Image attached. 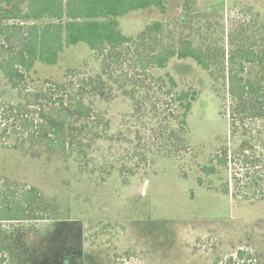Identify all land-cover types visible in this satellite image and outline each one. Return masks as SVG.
<instances>
[{"label":"rangeland","instance_id":"374dc122","mask_svg":"<svg viewBox=\"0 0 264 264\" xmlns=\"http://www.w3.org/2000/svg\"><path fill=\"white\" fill-rule=\"evenodd\" d=\"M165 7L164 14L151 8L118 18L121 33L135 37L160 21L203 48L225 44L227 32L248 24L251 32L264 28V0H165ZM99 65L81 43L65 49L54 66H34L27 95L35 110L65 127L73 144L63 154L28 141L0 149V180L37 189L52 209L47 221L0 224L1 249L17 264H220L240 249L253 255V264H264V202L223 195L218 177L200 172L221 147L233 146L206 72L176 58L154 72H168L181 89L197 92L189 145L164 157L161 124L133 118L129 99L115 91L111 99L78 97ZM44 90L66 95V103L81 99L91 117L77 119L64 106L40 101ZM0 98L27 105L1 75Z\"/></svg>","mask_w":264,"mask_h":264},{"label":"trees","instance_id":"16d2710c","mask_svg":"<svg viewBox=\"0 0 264 264\" xmlns=\"http://www.w3.org/2000/svg\"><path fill=\"white\" fill-rule=\"evenodd\" d=\"M151 8L164 14L165 0H0V75L27 98L23 107L0 98V149L16 150L28 141L63 154L73 144L65 127L34 109L38 105H32L27 87L37 63L54 66L65 49L83 43L100 65L78 97L111 99L113 91L120 93L130 100L133 118L151 116L161 124L164 157L175 156L189 145V115L197 92L181 89L168 72H154L166 69L171 59H187L206 72L220 97V114L233 143L200 167L202 176H217L218 192L234 200L264 202V28L251 32L248 24L227 32L225 44L203 48L178 27L160 21L146 24L135 37L121 33L118 18ZM59 89L65 92L66 86ZM41 92L40 101L64 106L72 117L92 115L79 98L66 103V95ZM203 183L199 178V186ZM51 215L37 189L0 180V224L43 222ZM253 260L240 249L220 264ZM0 264L17 263L0 247Z\"/></svg>","mask_w":264,"mask_h":264}]
</instances>
